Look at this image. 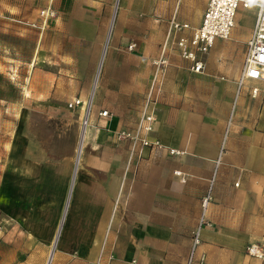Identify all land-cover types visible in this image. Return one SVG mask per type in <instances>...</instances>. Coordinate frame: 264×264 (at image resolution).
Segmentation results:
<instances>
[{"label": "crops", "instance_id": "obj_1", "mask_svg": "<svg viewBox=\"0 0 264 264\" xmlns=\"http://www.w3.org/2000/svg\"><path fill=\"white\" fill-rule=\"evenodd\" d=\"M206 4L64 0L62 23L38 29L29 69L1 70L15 81L0 85V264H264L247 253L264 249V82L238 87L253 24L245 47L232 42L234 24L192 72L174 45L188 30L172 24L198 26ZM58 31L70 40L60 70ZM159 57L168 65L150 136L163 147L132 158L115 133L135 128ZM75 98L89 100L85 128V106L68 107ZM207 193L210 225L189 261Z\"/></svg>", "mask_w": 264, "mask_h": 264}, {"label": "built area", "instance_id": "obj_2", "mask_svg": "<svg viewBox=\"0 0 264 264\" xmlns=\"http://www.w3.org/2000/svg\"><path fill=\"white\" fill-rule=\"evenodd\" d=\"M240 7L254 9V22L249 38L246 41V50L243 65L238 79L240 88L245 82L257 80L264 82V0H207L201 22L198 26L192 27L188 23L173 22L172 27L175 32L188 30V33H181L174 38L175 48L181 58L190 62L189 70L195 73L202 72L204 69L203 56L208 53L216 39L227 40L231 36L232 28L235 24L237 10ZM41 14H46L42 11ZM136 47L135 42L127 45V50L132 51ZM155 65V76L152 85L147 93L145 110L139 117L135 128L123 129L115 133L117 140L128 141L130 143V156L134 158L137 149L157 147L162 148L163 144L157 139L152 138L150 134L154 130L157 121L155 104L159 97L161 78L164 68L168 65L166 58L159 57L153 61ZM257 87L252 88V96H256ZM151 105V108L149 109ZM84 107V115L81 119L82 127L89 123V100L86 103L75 98L68 103L70 109ZM107 111L99 112V116H107ZM171 154L179 153L174 149H169ZM210 200V194L207 193L202 199V217L192 234V257L196 247L199 245L200 231L204 224L210 225L205 219V210ZM247 253L250 256L264 258V249L258 244H250L247 247ZM203 257L201 261H203ZM188 264V263H187Z\"/></svg>", "mask_w": 264, "mask_h": 264}, {"label": "rangeland", "instance_id": "obj_3", "mask_svg": "<svg viewBox=\"0 0 264 264\" xmlns=\"http://www.w3.org/2000/svg\"><path fill=\"white\" fill-rule=\"evenodd\" d=\"M118 3L119 0H115V7L118 6ZM8 6H11V8H8ZM55 7H64V0H0V72L2 69L9 71L10 67L11 69H16V71L29 69L23 68L27 65H23V61L29 60L30 57L34 55L33 53L35 52L38 29H40L41 25H43L47 19L48 22L53 18L57 19L60 23L63 21V15H58ZM42 11H45V13L47 12V15H42ZM30 19L34 20L31 21ZM253 19V8L240 7L237 10L235 28L233 30L234 38L232 41L234 46H238L239 48L245 47L241 38L247 35L248 30L253 24ZM3 27L5 28V31H1V28ZM109 34L106 37L107 41L103 47L104 56L108 50L107 44L109 41ZM55 38L56 39H52V44L54 45L52 48V54L55 58H57L56 66H58V69L60 70L64 69L62 67L66 64L63 60L66 56V48L70 40L65 37L63 31H58ZM78 44V40H74V46L76 47ZM45 52L49 53V51L44 49L43 54ZM71 56L74 60L78 57L77 55ZM71 56H69L70 59ZM103 60L104 57L97 68L92 88H95L97 84ZM2 75L3 74L0 73V85L3 84L4 86L8 82L12 83L15 81L14 79H11L10 76V79L6 80ZM1 88L3 87H0V94L3 90ZM1 117L2 112L0 110V118ZM6 117L12 118V112H10V115H7ZM40 130V134L46 136L47 130H45L46 134L42 131V128Z\"/></svg>", "mask_w": 264, "mask_h": 264}]
</instances>
